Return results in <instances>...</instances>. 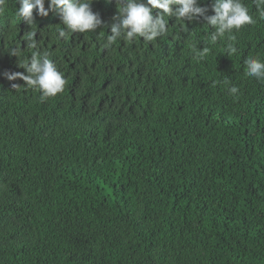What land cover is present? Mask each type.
I'll return each mask as SVG.
<instances>
[{"label": "trees", "instance_id": "16d2710c", "mask_svg": "<svg viewBox=\"0 0 264 264\" xmlns=\"http://www.w3.org/2000/svg\"><path fill=\"white\" fill-rule=\"evenodd\" d=\"M241 2L254 22L235 40L170 17L155 41L110 43L117 0H92L103 23L70 34L55 11L28 25L5 0L0 264H264V80L245 75L247 59L264 61V17ZM212 3L200 0L209 16ZM33 53L62 93L41 100L5 77L27 74Z\"/></svg>", "mask_w": 264, "mask_h": 264}, {"label": "clouds", "instance_id": "9594fccd", "mask_svg": "<svg viewBox=\"0 0 264 264\" xmlns=\"http://www.w3.org/2000/svg\"><path fill=\"white\" fill-rule=\"evenodd\" d=\"M19 7L16 15L28 25H32L36 15L47 17L49 10L55 11L63 25L70 33H86L96 30L103 23L99 13L93 11L92 0H18ZM48 4L46 9L45 4ZM5 0H0V6ZM264 0H257V7L261 17H264ZM118 24L112 26V34L107 37L110 43H114L123 34L127 41L133 38H144L145 41H155L164 34L168 28V18L175 17L181 21H194L204 17L207 24L215 28L211 35V42L223 39L227 35L229 40H235L231 35L234 30L238 31L243 26L252 24L253 18L247 7L241 0H213L211 11L214 15H207L208 7L201 6L200 0H117ZM154 10H159L154 12ZM0 11L3 8L0 7ZM60 35H65L63 29ZM35 31L26 33L25 40L31 41L29 48H35ZM208 49L196 51V56L203 58ZM237 48L233 44L227 45L229 56L234 55ZM11 54L20 57L23 53L19 48H13ZM245 75L264 80V61L258 58H249L245 61ZM19 67L26 69L27 74L21 72H5L9 81L21 79L27 87L37 88L41 91V100L54 97L64 91L65 79L57 70L54 63L45 56L33 53L30 58L19 63ZM20 85L12 84V88ZM230 94L238 92L237 87L229 89Z\"/></svg>", "mask_w": 264, "mask_h": 264}]
</instances>
